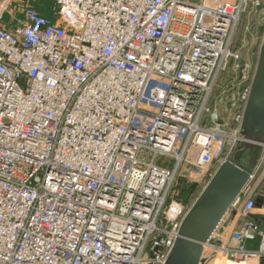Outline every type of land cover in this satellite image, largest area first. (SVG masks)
I'll return each instance as SVG.
<instances>
[{
  "label": "built area",
  "instance_id": "1",
  "mask_svg": "<svg viewBox=\"0 0 264 264\" xmlns=\"http://www.w3.org/2000/svg\"><path fill=\"white\" fill-rule=\"evenodd\" d=\"M12 1L0 0V264H166L247 141L256 65L234 38L250 0H52L54 19L23 2L8 27ZM261 148L232 206L245 198L243 225L212 235L204 264L264 258L246 195Z\"/></svg>",
  "mask_w": 264,
  "mask_h": 264
},
{
  "label": "water",
  "instance_id": "2",
  "mask_svg": "<svg viewBox=\"0 0 264 264\" xmlns=\"http://www.w3.org/2000/svg\"><path fill=\"white\" fill-rule=\"evenodd\" d=\"M258 12L264 4L257 6ZM241 67L245 60H241ZM242 143L235 156L224 162L203 188L184 217L180 235L166 264H204L205 245L221 221L248 185L252 169L257 165L264 142V37L254 71L252 88L243 119ZM249 157L248 165L241 160ZM263 193L257 196V205L263 203ZM243 225V223H242ZM264 262V258H262Z\"/></svg>",
  "mask_w": 264,
  "mask_h": 264
},
{
  "label": "rangeland",
  "instance_id": "3",
  "mask_svg": "<svg viewBox=\"0 0 264 264\" xmlns=\"http://www.w3.org/2000/svg\"><path fill=\"white\" fill-rule=\"evenodd\" d=\"M198 2L199 0H194ZM257 1V0H250L249 6L246 9V11L242 14L241 20L238 24V29L236 36L234 38V44L235 48L239 49L240 54L245 57L249 58L251 61H253V66L256 65V62L258 60L259 52H260V47H261V37L264 33V10H261L258 12L257 7L252 4V2ZM260 3L264 4V0H259ZM25 3H29L33 7H35L38 10V7H46L48 6L49 8V14H53L54 16L56 15V9L54 7V4H48L49 1L47 0H13L12 4L10 5V15L6 14L4 16V22L9 24L10 20H14V18L20 16L18 11L21 8V5ZM230 69L231 72H233V67ZM223 75V74H222ZM221 75V76H222ZM229 77V70L224 73L221 83H225L226 79ZM221 81V80H220ZM164 159H166L167 162H169L170 166H173L174 163L172 159L170 158H165L162 157L159 159V162H162ZM247 157L244 156L242 158V162L247 161ZM254 183V182H253ZM253 183L251 184L250 187H252ZM261 186V187H260ZM258 189H262L264 186L259 185ZM245 198H242L241 202L239 203L238 206L242 205L244 202ZM263 228H264V224ZM229 261H231L229 259ZM234 262V261H233ZM214 261L211 263L213 264Z\"/></svg>",
  "mask_w": 264,
  "mask_h": 264
},
{
  "label": "crops",
  "instance_id": "4",
  "mask_svg": "<svg viewBox=\"0 0 264 264\" xmlns=\"http://www.w3.org/2000/svg\"><path fill=\"white\" fill-rule=\"evenodd\" d=\"M15 1V0H14ZM13 2V1H12ZM12 4V3H11ZM10 4V5H11ZM10 6L7 7V11L5 13L10 15ZM8 27H12L13 25L11 24H7ZM263 37H264V33L261 37V43L263 41ZM262 45V44H261ZM261 48V47H260ZM252 64L253 61H252ZM257 64V62H256ZM247 161L246 162H242L243 165H248L249 163V157L247 156ZM259 162V161H258ZM258 164V163H257ZM260 165V164H259ZM257 166V165H256ZM255 166V167H256ZM254 167V168H255ZM253 168V169H254ZM252 169V170H253ZM254 182V183H253ZM253 185L252 187L249 189V191L246 192V195L249 196V195H253L257 198V196L260 194V193H264V187L262 189H258L259 185H263L264 186V169L260 170L257 174V178L253 181ZM251 183V184H252ZM251 186V185H250ZM261 187V186H260ZM239 207L240 206H235L233 207L227 214L226 216L224 217V219L221 221V223L219 224L218 228L216 229L215 233L213 234V238L216 239L217 241L219 240H223V239H226L228 237L231 236L232 232L235 231V230H239L242 226V223H243V220L240 218V216L238 215V210H239ZM252 219L258 221L260 223V225L263 227L262 224H264V203H262L261 206H258L256 207V209L254 210L253 214L251 215ZM258 244V241H249L247 243V245L249 247H256ZM211 252V250L206 247L205 248V255H209ZM213 261L210 262V264L212 263ZM216 261H214L213 264H215ZM216 264H264V262L262 261V259H253V260H250V261H244V262H236V261H229L228 259L224 260L223 262H217Z\"/></svg>",
  "mask_w": 264,
  "mask_h": 264
},
{
  "label": "trees",
  "instance_id": "5",
  "mask_svg": "<svg viewBox=\"0 0 264 264\" xmlns=\"http://www.w3.org/2000/svg\"><path fill=\"white\" fill-rule=\"evenodd\" d=\"M47 1H49V3L48 4H51V3H53V1L52 0H47ZM51 2V3H50ZM54 4V3H53ZM38 11L41 13V14H43V15H45V16H48V17H50V18H52V19H54L55 18V16L53 15V14H49V8H48V6H46V7H38ZM196 190V186L194 185V184H191V185H186L184 188H183V196L185 197V198H189V196L194 192Z\"/></svg>",
  "mask_w": 264,
  "mask_h": 264
},
{
  "label": "bare ground",
  "instance_id": "6",
  "mask_svg": "<svg viewBox=\"0 0 264 264\" xmlns=\"http://www.w3.org/2000/svg\"><path fill=\"white\" fill-rule=\"evenodd\" d=\"M224 260H226V259H219L217 262H223Z\"/></svg>",
  "mask_w": 264,
  "mask_h": 264
}]
</instances>
